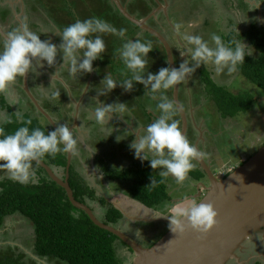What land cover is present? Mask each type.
Wrapping results in <instances>:
<instances>
[{"label":"clouds","instance_id":"9594fccd","mask_svg":"<svg viewBox=\"0 0 264 264\" xmlns=\"http://www.w3.org/2000/svg\"><path fill=\"white\" fill-rule=\"evenodd\" d=\"M261 4H264V0H256L255 6L248 11L259 8ZM142 31L145 30L141 29L139 33ZM126 32L127 29H117L99 17L83 20L78 18L63 28L59 34L61 42L57 45L51 40H42V33L31 31L26 25L13 29L8 32L3 49L0 50V93H7L10 84L18 77H25L29 72L39 74V69L43 68L45 63L49 67L56 64L58 54L62 56L61 66L67 65L70 76L91 73L94 70L93 62L102 59L107 50L101 34H112L123 40ZM186 39L192 46L187 50L191 55V62L185 59L179 67H161L155 73L149 71L148 54L153 50L152 42L140 39L125 40L119 50V56L130 75L125 74L127 78L117 80L110 74H105L100 82L103 88L97 89L99 97L106 96L117 86L125 92H131L135 84L139 83L151 94L153 100L158 101L156 109L160 114L142 133H136L129 148L134 150L135 158L141 162L149 161L153 170L161 169L160 176H172L177 184H182L187 179L195 167L193 161L203 157L204 153L199 151L182 131L179 120L174 118L177 106L164 93L193 75L201 65L207 66L209 62L215 65L217 73L232 76L245 62V57L254 52V48L243 40L225 43L217 34L211 36L214 46L200 35H188ZM60 94L59 90L52 91L50 98L55 99ZM126 111L127 105L124 102L102 103L94 110L95 120L103 125L112 119L113 113L123 115ZM17 116L23 120L21 113H17ZM24 123L30 125L32 122L27 120ZM57 125L55 130L47 131V134L40 128L30 130L29 127H20L14 133L7 134L3 123H0V170L7 173L8 179L22 185H39L34 162H38L46 154L55 156L60 152L76 151L77 140L69 126ZM117 140L120 139L117 137ZM161 182L152 177L149 185L156 188ZM217 215L212 204L193 203L183 211L182 219L168 217L169 228L174 233L182 232L186 227L207 232L216 224Z\"/></svg>","mask_w":264,"mask_h":264},{"label":"rangeland","instance_id":"374dc122","mask_svg":"<svg viewBox=\"0 0 264 264\" xmlns=\"http://www.w3.org/2000/svg\"><path fill=\"white\" fill-rule=\"evenodd\" d=\"M52 1H54L53 4H56L57 2L58 8L60 9L58 12L60 14L64 12L63 14H61V17L65 18L67 21H69L70 19H74V17H76L77 15L81 20L90 17H99L106 20L117 29H120L119 27H121L116 22L114 13L112 14L111 20L108 12H106L107 7L105 6V3L103 5L101 4V2H104L106 0H81L84 3L86 2L85 6H82L80 1L78 2L79 5L76 6V4L72 3V0H67V2L66 0H48V3ZM108 1L111 4H114L112 0ZM158 1L159 0H157V3ZM163 1L164 3H166L165 0H160L162 4ZM238 2L244 3L248 2V0H170L172 6L171 11L169 12L168 10L166 11L164 9H161L160 14H158L157 16V22L162 26H159L161 31H163L162 28L166 30V32L163 31L164 34L167 36L169 35L168 37H171L170 39L175 43L174 45L176 47L175 50L178 57V65L185 59L191 62V55L187 51L188 48L192 47L187 42L186 37L188 35H200L205 40H208L211 46H214L211 42L212 34L220 35L225 43H229L233 40L240 41V38L244 39L243 37H245L246 32H249L251 30L252 25H264V4H261V6L255 11L250 10L251 12H249V9H246L243 12L236 6ZM250 2L255 4L256 0H251ZM53 4L49 9L55 13L57 10L54 9ZM61 4H64L65 6H62L61 8ZM242 5L244 6L247 4L244 3ZM45 7L46 5H44V8ZM74 9L77 10V12ZM69 24H71L70 21ZM244 30L245 32L237 38L230 36V34H232L233 32L234 34H240ZM138 33L139 31H137V34L134 37L125 36L123 40L121 38V40H118V37L112 34H103V39L107 44V48L109 49L108 55L110 61L114 62L113 71L116 74L118 73L114 79L122 80L127 78L125 74L130 75L119 56V51H117L118 56H112L113 54H116L115 50L117 48V45L118 50H120L122 44L125 42V40L128 39H140L141 41L151 40L148 38L150 34L147 31H142L140 34ZM159 42L160 41L158 40L155 45L152 43L153 50L148 54L150 64L149 71L154 73L157 72L161 67H164V65H162L161 63V56L164 54L161 48L163 44L161 42L159 44ZM106 66L104 65L100 68L102 72L105 70ZM207 74L212 76L216 83H218L219 85H224L229 91L233 93L247 90L254 93L255 101L251 108L247 112H241L234 117H221V114L217 111L214 101L207 99L208 93L205 89L206 86L200 80V76L204 78L205 76H207ZM190 77H188V80L186 79L185 81H183V88L185 89L184 94L186 95L187 93L189 94V92H193L192 94L194 96L191 98L188 97V99H192L191 102H193L194 106H197V110L200 109L199 111H201L199 115L197 114L198 122L201 123L199 127L202 130L206 128L205 130L207 132L204 136L205 141H203L201 144V149L202 151H204L207 158V155H210V158H212L213 165L215 167H218L223 172H230L231 170L239 166L242 162L250 158V156H252L264 144V91L250 82L243 74L240 73L239 69L236 74L228 76L226 74L217 73L215 70V65H213L211 62H209L207 66L201 65V67L196 69L195 73ZM138 85L139 90L136 83L134 89L131 92H125L121 88L123 91L119 94V96L123 100L127 101L128 105L131 106V110L136 109V107L143 110L146 103H156V100H153L151 98V94L147 93V90H145L144 86L139 83ZM195 92H197L196 96ZM110 94L111 92L107 94L105 98L107 99ZM28 99L32 102L30 97H28ZM106 99H102V103H108ZM139 100H141L140 103ZM188 101L187 105L189 103ZM33 105L35 104L33 103ZM0 107H2L1 96ZM6 109L7 110L5 112V117H8L9 107H6ZM33 109L35 111V108ZM34 114H38L40 116L39 119L41 123L47 128L49 126L52 127L49 120L44 117V115L38 109L34 112ZM3 120H5V118L0 117V123ZM82 133L83 132L79 134ZM208 133L211 135H209ZM126 134L130 135V132H127ZM77 135L78 134H75L76 137L74 138L77 140L75 157L78 158V160H81L83 151L87 149H92L96 152L99 150L103 155L102 158L106 160H115L114 157L112 158L110 156L109 158L106 156V149L108 150V152L112 150L106 147V149H104L105 151H102L103 149H99L100 146L95 145L92 140L95 137L94 135L84 141H80L82 139H79ZM80 142H83V145H81ZM135 161H139V159L135 158ZM84 162H88L86 156ZM144 162L145 161L139 162V167ZM90 163L91 159L89 164ZM33 166L35 167V170H38V167L35 166V164ZM134 166L135 165H128L126 168L131 169L134 168ZM89 167L91 168L92 165H90ZM86 168L87 166L84 168H80V171L85 177H87V180L90 182V184L95 185L97 187V192H99L101 196L103 195L104 197H106L108 201L119 206L123 211V218L119 223L114 224V226L120 228L129 238L137 241L138 243H141L145 247L151 246V244L159 240L163 236V234L167 232V224H164L163 226L162 222L164 219L169 222V218L171 216H174L177 220L182 216L179 210L178 213L176 209L171 208V206L175 204V200L179 198H185L187 197V195L188 197L195 196V198H189L188 201L181 202V204H184L185 210L187 209L186 207L191 206L193 203H196L197 200H199V196L196 197L199 192L197 193L196 189L190 184L192 183L191 178L187 177V179L185 180L187 182L186 188L182 190H175L174 187L177 185L175 178L172 176H168L169 191L172 194L171 199L163 202L157 208L151 209L137 201H134V199L131 198L128 189L130 188L133 180H113L106 173H100L99 171L98 173L94 172L92 175V177L95 176V178L98 180L97 183L90 179L91 175L89 174V172H86ZM122 169L123 168H120L119 170ZM158 170L160 173L161 169ZM0 172L3 173L0 174V177H3V179L0 180H5L7 178V173L3 170H0ZM102 177L104 178V180H99V178ZM91 204L95 207L98 217L102 220L103 218L101 216L103 215V208L105 209L107 207V204L103 206L99 201L91 202ZM6 224V229H0V250L4 245L12 246L17 244V246L22 248L24 251L31 253V248L34 246V240L36 239V234L31 223L24 216L16 214L7 217ZM159 226L161 227V229L163 228V230L159 229V233L157 234L156 231ZM7 231H10V233H8ZM12 232H19L21 238H18L17 240H11L10 235L12 234ZM160 233H162V236L159 238V236L161 235ZM8 241H13L16 243L10 244ZM116 249L119 256L123 260H125V264H133L135 254L128 245H125L120 240H117ZM241 250L242 251L240 252L239 256L240 259L244 261V264H254L256 259L261 262L260 264H264V239L260 240L256 237L248 239ZM17 251L19 250L15 249V253H17ZM11 259L12 261L15 260L14 257H12ZM228 264L240 263L233 259L230 260Z\"/></svg>","mask_w":264,"mask_h":264},{"label":"trees","instance_id":"16d2710c","mask_svg":"<svg viewBox=\"0 0 264 264\" xmlns=\"http://www.w3.org/2000/svg\"><path fill=\"white\" fill-rule=\"evenodd\" d=\"M122 2L127 5L132 14H137L139 18L150 14L156 6L154 0H122ZM102 3H105L106 12L111 20L114 13L116 22L121 26L119 28L127 29L126 36L134 37L137 31H141L137 25L123 16L115 4L109 3L108 0ZM244 3L247 5L243 6ZM244 3L238 2L236 5L243 12L255 6V4L251 6L249 1ZM162 30L166 32L163 28ZM244 32L245 30L240 34L233 32L230 36L237 38ZM148 38L154 45L158 42V39L152 34ZM243 38L239 40L248 43L255 49V52L251 56L245 57V62L239 66V71L264 91V25H252L251 30L246 32ZM118 40L121 39L118 37ZM161 48L164 53L161 56V63L167 67L164 46ZM115 53H117L116 50ZM200 80L206 86L207 99L214 101L218 113L223 118L247 112L255 101V95L251 91L233 93L224 85L216 83L214 78L208 74L204 78L200 76ZM172 90L171 88L164 93L169 99H172ZM0 96L2 106L5 108L2 110L9 107V115L5 118V124L1 122L7 134L14 133L20 127H29L30 130L40 128L45 134L47 131L54 130L50 126L47 128L43 125L39 117L32 112L21 111L23 120L19 119L17 112L6 103L4 95ZM27 120H31L32 123L30 125L24 123ZM7 121L11 122L7 123ZM41 159L57 169L67 165V153L64 152L57 153L55 156L46 154ZM193 162L195 167L189 174L200 179L201 176H204V172L196 167L195 161ZM34 164L38 167L36 171L39 185H22L8 178L0 181V228L7 217L19 214L31 223L36 234L31 255L17 246L15 248L19 250V253H13L14 247L8 245L7 251L0 253V264H125V260L119 256L116 249V241H123L112 232L96 225L84 210L74 206L66 190L52 180L43 167L35 162ZM105 170L112 179L133 180L128 189L129 194L134 201L146 207L157 208L163 202L171 199L169 178L160 176L159 170H153L147 160L140 167L136 164L134 168L122 170L106 164ZM152 177L157 181H162L156 188L149 185ZM69 181L76 199L90 205L95 212L96 209L91 202L99 201L103 206L107 204V207L103 208V215H99L103 218L102 221L114 225L123 218L122 209L108 201L106 197H99L96 194L97 191L87 184L73 163L70 168ZM12 257H14V261H12Z\"/></svg>","mask_w":264,"mask_h":264},{"label":"crops","instance_id":"0c3cea01","mask_svg":"<svg viewBox=\"0 0 264 264\" xmlns=\"http://www.w3.org/2000/svg\"><path fill=\"white\" fill-rule=\"evenodd\" d=\"M79 1L82 6H85L86 2H83L85 0H72V3L78 6ZM248 1L250 2L251 0ZM154 2L156 6H159L157 0H154ZM52 4L53 2L48 3V0H0V26L2 30L8 34V32L13 29L21 28L26 25L31 31L42 33V40H51L52 43L59 45L61 42L59 34L62 32L63 28L69 25V21L74 23L79 16L77 15L74 17L75 20L70 19L69 21L62 18L61 14L64 12L61 14L58 12L60 9L58 8L57 2L56 4H53L54 9L57 11L55 13L52 12L51 15H49L45 12L44 5H46L45 8H47ZM101 4L103 5L102 2ZM250 4L251 6L254 5L251 2ZM62 6L65 5L61 4V8ZM167 10L168 5L166 11ZM75 11L77 12V10ZM134 15L137 16V14ZM153 23L150 24L157 29H160L159 26L161 25L158 24L156 19L153 20ZM101 35L103 36V34ZM4 40L5 38L0 32V50L3 49ZM108 50L109 49L107 48L102 59H97L93 62L94 70L91 73L83 75L77 74L76 77L70 76L67 70V65L61 66L63 64L62 56L58 54L56 64L49 67L45 63V66L39 69V74L29 72L26 76V82L30 92L36 97L41 106L53 117L57 124H67L73 132L74 137H76L75 134H78L77 137L82 139L80 141L89 139L94 135L95 137L92 140L95 145L100 146V148L98 147L99 149L105 151L104 149L108 147L113 151L108 152L106 149V156L109 158L110 156L112 158L114 157L115 160H106L102 158L103 155L99 150L97 152L92 149L83 151L81 160H78V158L75 157L76 152L73 153V165L83 176L87 184L95 190L97 187L90 184L87 177L81 173L80 168L87 166L86 172H89L91 175L90 179L98 183V180L95 176L92 177V175L94 172L98 173L99 171L100 173H106V164L119 170L120 168L125 169L128 165H136L141 162L140 160L135 161L134 150H131L129 145L135 138L136 133H142L143 128L140 127V122L137 123L133 119L131 120V118H133L132 113H128L127 111L129 110V112H133L135 109L132 111L130 109L131 106L127 104V101L119 96L123 91L121 87L117 86L107 99L105 96H103L104 98L102 96L97 97V89L103 88V85L100 84V82L104 75L110 74L115 78L118 74L113 71L114 62L110 61ZM117 51H119L118 46L116 48V52ZM114 55L115 54L112 56ZM116 55L118 56V52ZM104 65L109 66H106L105 70L102 72L100 68ZM24 79L25 77H18L14 83L10 84L8 92L0 93V95H4L6 103L15 111L19 113L21 111L32 112L34 114L37 108L28 99L29 95L25 89ZM55 90H59L61 94L59 97L51 99L50 94ZM102 99H106L108 103H114L117 101L124 102L127 105V111L123 115L113 113L112 119L101 125L95 120L94 110L102 104ZM33 108H35V111ZM2 109L5 108H3V106L0 107V117L6 118L5 112L7 109ZM36 116L40 118L38 114ZM135 123H137V125H135ZM81 132L83 133L79 134ZM127 132H130L131 135L126 134ZM117 137L120 140H117ZM80 143L83 145V142ZM85 156L86 159H88L87 163L84 162ZM90 159L91 163L89 164ZM90 165H92L91 168L89 167ZM0 174L3 173L0 172ZM100 179L104 180L103 177L99 178V180ZM96 194L99 197H103L99 192H96Z\"/></svg>","mask_w":264,"mask_h":264},{"label":"water","instance_id":"95a60500","mask_svg":"<svg viewBox=\"0 0 264 264\" xmlns=\"http://www.w3.org/2000/svg\"><path fill=\"white\" fill-rule=\"evenodd\" d=\"M112 1L128 20L158 38L166 51L168 65L177 67L171 43L160 30L148 23L150 17L158 10H166L167 4L158 1L157 9L139 18L128 10L122 0ZM0 32L6 39L7 34L1 26ZM26 76L27 74L24 84L29 97L55 130L58 126L56 121L30 92ZM172 89V99L182 118L181 129L186 134L188 117L179 98L180 84ZM72 159L73 153H67L64 176L42 159L35 163L43 167L49 177L66 190L74 206L84 210L96 225L118 236L133 250V264H228L233 259L244 264L238 252L246 240L264 228V145L222 179L214 175L204 156L198 158L196 161L204 168L210 179V186L205 187L206 194L197 195L200 197L197 203L213 205L218 213L216 224L207 232L186 227L184 231L174 233L169 228L159 240L148 247L129 238L120 228L105 223L90 205L76 199L69 181ZM179 219H182V216Z\"/></svg>","mask_w":264,"mask_h":264},{"label":"flooded vegetation","instance_id":"af4514ba","mask_svg":"<svg viewBox=\"0 0 264 264\" xmlns=\"http://www.w3.org/2000/svg\"><path fill=\"white\" fill-rule=\"evenodd\" d=\"M167 3H164V5L165 4H167L168 5V11L170 12L171 11V9H172V6H171V3H170V0H165ZM52 2H54V1H52ZM157 7L158 6H156V7H154L153 9H152V11L153 10H155V9H157ZM50 8V6H48L47 8H44V10H45V12L46 13H48L49 15H51V13H52V11L49 9ZM151 11V12H152ZM160 11L161 10H159V11H157L153 16H151L150 17V19H149V21H150V23H151V20H154V19H156L157 20V16H158V14H160ZM162 33H164V32H162ZM164 36H166L167 37V39L169 40V42L171 43V46H172V48H173V52H174V55H175V59H176V65H177V67H179V65H178V62H177V60H178V57H177V53H176V50H175V43H174V41H172L167 35H165L164 34ZM169 66V65H168ZM191 78V77H190ZM187 80H188V78H187ZM137 88H138V90H139V85H138V83H137ZM184 88H183V82H181L180 83V93H179V98H180V102H181V104L183 105V107H184V109H185V111H186V113H187V117H188V130H187V133H186V135H187V137H188V139H189V141L193 144V145H195L196 147H198V149L201 151V152H203L204 153V151H202V149H201V144H202V142L203 141H205V135H206V128H204V130H202L200 127H199V125H201V123H199L198 122V119H197V114L199 115L200 114V112L201 111H199L200 109H198L197 110V106H194V104H193V102H191L192 101V99L191 100H189L188 99V97H193L194 95L192 94L193 92H189V94L187 93V95L186 94H184ZM196 91V90H195ZM197 95V92H195V96ZM189 101H188V100ZM120 100H121V98H120ZM170 100H172L173 101V99H170ZM187 101L189 102L188 103V105H187ZM141 102V100H139V103ZM158 103V101L156 100V103L155 104H149V103H146V105L144 106V109L143 110H141V108H137L136 107V109L133 111V112H129V110L127 111L128 113H132V116H133V118H131V120L133 119L134 121H136L137 123H139L140 122V127L141 128H145L149 123H151L160 113H159V111L156 109V104ZM198 103H199V101H198ZM128 104V103H127ZM149 104V105H148ZM175 119H177V120H179V122H180V127H182V118H181V115H180V113H179V111H178V109H177V112H176V115H175V117H174ZM137 123H135V125H137ZM209 134V133H208ZM209 135H211V134H209ZM264 145V144H263ZM206 154L204 153V160H205V162L206 163H208V165L210 166V168H211V170H212V172L214 173V175L218 178V179H222V178H224V177H226L230 172H223L221 169H219L218 167H215L214 165H213V161H212V158H210V155L208 154L207 156H208V158L205 156ZM251 157V156H250ZM246 161V160H245ZM195 162H196V167H198V168H200V169H202V171L204 172V176H201L200 177V179H198V178H196V176H193V175H190V174H188V177L189 178H191V182L192 183H190L195 189H196V192L198 193L199 192V194H202V196L204 195V194H206V192H207V190H206V188L205 187H209L210 186V179H209V177L207 176V174H206V172H205V170H204V168L195 160ZM54 168V167H53ZM60 175L62 174V176H64L65 175V167L63 168H59V169H57V168H54ZM106 174L108 175V173L106 172ZM109 176V175H108ZM110 177V176H109ZM111 178V177H110ZM109 178V179H110ZM112 179V178H111ZM113 180H116V179H113ZM187 182L186 181H184L183 182V184H177L174 188H175V190L177 189V190H182V189H184V188H186L187 187V184H186ZM169 195L170 196H172V194H171V192L169 191ZM197 197V196H196ZM189 198H195V196L194 197H191V196H189L188 197V195H187V197H185V198H179V199H177V200H175V204L174 205H172L171 206V208L172 209H176V211H180L181 213V215H182V213H183V211L185 210V206H184V204H181V202H183V201H188L189 200ZM199 200H200V197H199ZM199 200H197V202L199 201ZM196 202V203H197ZM190 207V206H189ZM189 207H186L187 209L189 208ZM179 211H178V213H179ZM170 218H172V219H175V217L174 216H171ZM7 219V218H6ZM163 222V226H164V224H167V227H168V230H169V223L170 222H167L165 219L162 221ZM2 228H7V224H6V220H5V222H4V224L2 225V227L0 228V229H2ZM159 229H161V227L159 226V228L157 229V231H156V233L158 234L159 232ZM161 230H163V228L161 229ZM167 230V231H168ZM11 231V230H10ZM10 231H7L8 233H10ZM164 233V232H163ZM166 233V232H165ZM161 235L159 236V238L162 236V233H160ZM164 235V234H163ZM259 238L260 240L261 239H264V228L260 231V232H257V233H255L254 235H252L249 239H252V238ZM10 238H11V240L12 239H18V238H21V236H20V234H19V232L18 233H13L12 232V234L10 235ZM247 241V240H246ZM245 241V242H246ZM10 244H12V243H16V242H13V241H8ZM245 244V243H244ZM6 246V247H5ZM13 247H14V249H13V253H15V246H17V244H15V245H12ZM19 246H17V248H18ZM20 248V247H19ZM6 249H8V245H4L3 246V248L0 250V253H4L5 251H6ZM16 250H18V249H16ZM242 250H240L239 252H238V254H240V252H241ZM17 253H19V251H17ZM16 253V254H17ZM261 262L258 260V259H256L255 260V262H254V264H260Z\"/></svg>","mask_w":264,"mask_h":264}]
</instances>
